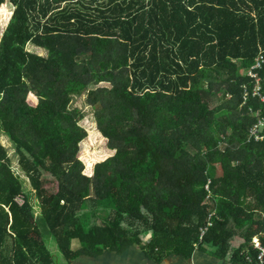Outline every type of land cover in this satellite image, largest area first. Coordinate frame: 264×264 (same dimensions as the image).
Listing matches in <instances>:
<instances>
[{
    "label": "trees",
    "instance_id": "1",
    "mask_svg": "<svg viewBox=\"0 0 264 264\" xmlns=\"http://www.w3.org/2000/svg\"><path fill=\"white\" fill-rule=\"evenodd\" d=\"M5 2L0 127L39 211L0 145V264H56L42 227L66 264L131 246L188 258L195 244L256 261L264 143L247 136L261 104L244 105L242 86L251 92L245 72L264 55V0H0V17ZM84 92L87 132L69 108ZM95 136L111 156L94 155Z\"/></svg>",
    "mask_w": 264,
    "mask_h": 264
},
{
    "label": "rangeland",
    "instance_id": "2",
    "mask_svg": "<svg viewBox=\"0 0 264 264\" xmlns=\"http://www.w3.org/2000/svg\"><path fill=\"white\" fill-rule=\"evenodd\" d=\"M100 1L102 3L105 0H100ZM4 6H5V10L8 14V17L3 16V17H5V18H3L1 16L0 22L2 23V20L6 19V22H5V24H6L8 22L7 20H9V16L11 14L12 8L10 7V4L8 2H5ZM1 23H0V35L4 32V29H5V24H3L1 26ZM25 52L30 53V54L34 53V54H37V55L42 56L44 58L47 56L46 51L38 49V48L34 47L32 44L26 45ZM100 86H107V84L102 83V84H100ZM93 87L94 86H91V88H93ZM95 88H96V86H95ZM217 104H219L218 100L216 101V103H213V106L217 105ZM69 108H71V109L76 108L81 112L82 118L79 120L78 124L82 128H84L86 132L88 130V127L90 126L91 121H93L95 123V119H94V115H93V107L88 104V102L86 100L85 92L81 93V94H77V95H72L71 100H70V104H69ZM95 128H96V123H95ZM92 139H93V141L91 142V146L89 148L94 152V155L102 156L103 159L112 155L113 151H110L106 147V140L104 138L100 139V138L95 136ZM0 145L3 146V148L6 150L7 155L10 159V162H11V170L14 173V175H16L19 179H21L23 187H24V192L29 196L30 203L33 206L34 210H36V214H38L39 208H38L37 201L35 199L34 191L31 189V186L29 185L27 177L22 172L21 168H19V166H18L17 155H16L15 150H14V144L8 139V137L6 135H4L2 133L1 127H0ZM83 151H84V144H82V142H80L79 152L77 155L79 160L81 158V155L83 154ZM83 169H84V165H83ZM82 174H83V171H82ZM83 175L88 176L86 174H83ZM43 179H44V184H43L44 188L47 189L49 192H54L56 189L55 182L49 176H45ZM22 200H23L22 197L17 198L18 203H22ZM208 202H209V200H208ZM42 235L46 241L48 248L51 251V254H52V257H53L55 263L56 264H66V262L61 258L60 254L53 248L55 243L53 242V239H51L49 237V235H48L47 231L44 229V227H42ZM82 258H84V257H80L79 259L76 260V262H83Z\"/></svg>",
    "mask_w": 264,
    "mask_h": 264
},
{
    "label": "crops",
    "instance_id": "3",
    "mask_svg": "<svg viewBox=\"0 0 264 264\" xmlns=\"http://www.w3.org/2000/svg\"><path fill=\"white\" fill-rule=\"evenodd\" d=\"M243 242L242 238L236 236L230 242L231 248L237 249ZM78 247V242L73 241L72 248L76 249ZM53 248L57 251L56 244ZM231 255L232 253L229 251L226 256L221 257L213 247L204 244H195L191 257L184 258L182 256L170 255L162 261L155 262L147 259L138 246H131L120 253L112 251L99 256L84 257L82 258L83 262L75 261L71 264H252L242 259H232Z\"/></svg>",
    "mask_w": 264,
    "mask_h": 264
},
{
    "label": "built area",
    "instance_id": "4",
    "mask_svg": "<svg viewBox=\"0 0 264 264\" xmlns=\"http://www.w3.org/2000/svg\"><path fill=\"white\" fill-rule=\"evenodd\" d=\"M264 65V55L259 54L254 61V64L245 72V76L253 80V86L251 92L249 91V87L247 85H243V97L245 105L249 99V96L257 98L261 104V110H257L255 112L256 123L250 128L247 136L248 143H264V94L262 92V84H264V77L260 78L258 76V71ZM209 180L205 184V188L208 189ZM213 214H209V219L207 221V225L204 228L200 229L199 239L202 238L206 230L212 226L210 221V216ZM252 248L257 252L256 261L249 255V253L245 254L246 261L252 264H264V246L258 237H254L252 240Z\"/></svg>",
    "mask_w": 264,
    "mask_h": 264
}]
</instances>
